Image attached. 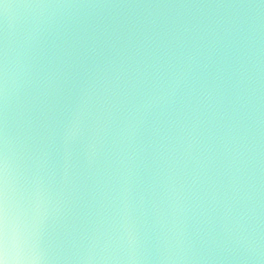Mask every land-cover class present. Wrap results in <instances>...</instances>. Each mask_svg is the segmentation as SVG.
<instances>
[{
  "label": "clouds",
  "instance_id": "clouds-1",
  "mask_svg": "<svg viewBox=\"0 0 264 264\" xmlns=\"http://www.w3.org/2000/svg\"><path fill=\"white\" fill-rule=\"evenodd\" d=\"M0 264H264V0H0Z\"/></svg>",
  "mask_w": 264,
  "mask_h": 264
}]
</instances>
